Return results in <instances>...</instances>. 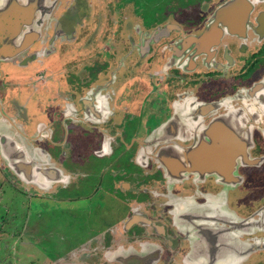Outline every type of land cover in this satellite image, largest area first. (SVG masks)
Here are the masks:
<instances>
[{
    "label": "flooded vegetation",
    "instance_id": "1",
    "mask_svg": "<svg viewBox=\"0 0 264 264\" xmlns=\"http://www.w3.org/2000/svg\"><path fill=\"white\" fill-rule=\"evenodd\" d=\"M4 13L21 20L16 34L0 21V167L89 214L87 246L45 263L243 264L254 250L245 264H264V0H0ZM217 124L245 143L235 183L186 161L200 143L216 155Z\"/></svg>",
    "mask_w": 264,
    "mask_h": 264
},
{
    "label": "rangeland",
    "instance_id": "2",
    "mask_svg": "<svg viewBox=\"0 0 264 264\" xmlns=\"http://www.w3.org/2000/svg\"><path fill=\"white\" fill-rule=\"evenodd\" d=\"M77 53L81 54L82 50ZM31 123H36L33 116ZM9 178L13 179L10 171L0 167V214L6 217L8 212L12 213L2 223L0 218V264H47L48 260L57 261V258L87 246L86 238L91 234L84 227V217L89 214L88 211L85 213L83 204L48 199L49 196L42 194L41 190L38 192L41 197L31 195L21 185L10 182ZM112 214L117 215L115 212ZM103 220L93 219L94 226L100 228L110 224ZM231 227L238 228L239 225ZM239 230L229 234V239L239 238ZM241 230L244 231V227ZM243 239L247 240L249 247L254 246L248 240H251L250 237ZM232 242L239 243L237 240ZM251 252H245L243 264L246 261L250 263ZM215 253L216 256L221 254L218 251Z\"/></svg>",
    "mask_w": 264,
    "mask_h": 264
},
{
    "label": "water",
    "instance_id": "3",
    "mask_svg": "<svg viewBox=\"0 0 264 264\" xmlns=\"http://www.w3.org/2000/svg\"><path fill=\"white\" fill-rule=\"evenodd\" d=\"M11 7L12 6L10 5L8 8L11 9ZM0 17H1L0 21H3L5 17L8 18L9 26H10L8 28L10 30H13L14 34H16V32L19 30V27H20V20H21L20 17L18 16V20L16 21L14 20L13 22H12V19H14L13 16L6 15L4 13L0 15ZM23 20L24 19H22V21ZM3 30H4V25L3 23L0 22V33L1 34ZM0 38H3V35ZM7 48L12 49L13 47H7ZM6 52L7 51L2 46H0V56H2ZM211 126L212 124L208 128V131L211 130ZM216 130L218 132L217 134L218 141L222 143L221 146H216L214 149L212 148V152L216 153V155L212 156L211 155L212 153H211L210 156L205 154L202 157L201 154L204 153L203 151L205 152L208 151V148H207L208 146H205L203 143H200V145H197L195 148H193L189 152L191 158L190 157L188 158V155H187L188 159L186 161L190 163H194L196 160L199 159L200 163L202 164V165L199 164V167L206 166L205 167L206 170L213 169V168L216 169V171H208V172H214L215 175L219 177L218 178L219 182H221L220 180H222V182L225 184L235 183L236 181L239 180L238 178L239 176L237 175L236 171H234L238 164L237 157L241 156L242 159L243 157H245V143L243 140L239 139L236 136L234 130L230 129L229 127H226L222 124H219V125L217 124ZM228 143H230L231 146H229ZM28 151L30 152L29 155L31 156H34L37 153L35 147L32 145ZM162 160L168 166V169L170 168L176 169V166L178 164V159L176 157L165 158ZM39 168L41 171H43L42 166L39 165ZM218 169H221V170H218ZM31 172H34V171H24L27 177H30ZM221 185L223 184L221 183ZM239 238L241 239V237Z\"/></svg>",
    "mask_w": 264,
    "mask_h": 264
},
{
    "label": "crops",
    "instance_id": "4",
    "mask_svg": "<svg viewBox=\"0 0 264 264\" xmlns=\"http://www.w3.org/2000/svg\"><path fill=\"white\" fill-rule=\"evenodd\" d=\"M20 98H21V97H20ZM21 100H22V101H24V102H26V100H24V98H21ZM27 101H28V100H27ZM223 239H225V238H222V240H223ZM223 256L225 257V255H224V254H222V255H221V256H219V257H223ZM215 259H217V258H215ZM230 262H232V261L230 260Z\"/></svg>",
    "mask_w": 264,
    "mask_h": 264
}]
</instances>
